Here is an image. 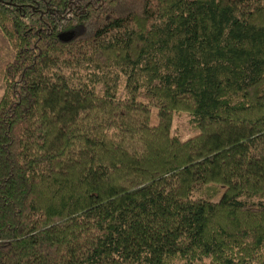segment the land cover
I'll return each mask as SVG.
<instances>
[{
	"label": "trees",
	"instance_id": "1",
	"mask_svg": "<svg viewBox=\"0 0 264 264\" xmlns=\"http://www.w3.org/2000/svg\"><path fill=\"white\" fill-rule=\"evenodd\" d=\"M0 32V264H264V0H0Z\"/></svg>",
	"mask_w": 264,
	"mask_h": 264
},
{
	"label": "rangeland",
	"instance_id": "2",
	"mask_svg": "<svg viewBox=\"0 0 264 264\" xmlns=\"http://www.w3.org/2000/svg\"><path fill=\"white\" fill-rule=\"evenodd\" d=\"M13 50L5 37L0 32V96L3 90V82L1 80V70L4 63L9 61L12 57ZM189 114L186 112H173L170 117L169 135L178 138L179 140H185L195 133V129L188 122ZM149 122L155 124L156 122V110L150 108L149 110Z\"/></svg>",
	"mask_w": 264,
	"mask_h": 264
}]
</instances>
